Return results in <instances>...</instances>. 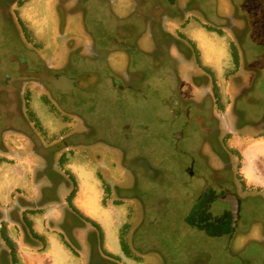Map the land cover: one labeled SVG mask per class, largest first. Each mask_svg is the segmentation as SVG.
Instances as JSON below:
<instances>
[{"label": "flooded vegetation", "instance_id": "af4514ba", "mask_svg": "<svg viewBox=\"0 0 264 264\" xmlns=\"http://www.w3.org/2000/svg\"><path fill=\"white\" fill-rule=\"evenodd\" d=\"M208 2L201 5L198 0H54L55 23L50 32H54L53 41L57 45L52 41V47H55L53 60L31 51L24 40L25 34L15 42L21 48L17 50L4 38L0 40V264H26L27 260L41 254L49 256L54 239L72 253L76 262L81 260V264L84 261L87 262L85 264H106L109 255L113 257L109 259L113 264H118L121 259L129 264L255 262L241 260L238 256L247 251L246 240H243L252 237L257 241L258 225L264 226V219H256L260 217L257 211L264 206V193L244 181L240 174L241 155L233 147L232 140L234 137L243 138L246 132L250 136L264 137V88L261 93L263 101L260 100L259 106H242L245 97L241 99L242 90L248 85L254 89L261 88L264 73L255 67L254 62L258 58L254 62L247 58L248 63L255 66H248L246 61L243 68L247 70L244 71L239 69L241 66L238 68L241 59L233 57L234 70L228 78L226 104L220 100L218 91L223 90L219 84L208 90L209 77L204 71L206 67L200 62L208 55L202 49L206 43L213 44L216 36L224 46L231 44V51L235 47L231 31L223 23H215V15L218 19L217 14H221L218 7L213 0ZM18 3L20 15L26 10L28 0H18ZM111 4L116 9L111 8ZM226 4L223 14H229L228 0ZM23 14L20 17L25 23ZM105 16L111 21L108 22ZM191 28H196L197 38L188 31ZM174 43L178 46L173 47ZM23 45L28 51H22ZM160 49H163V55L151 61L152 67L158 69L150 79L172 85V91L167 94L155 93L168 115V122L165 119L161 122L169 126L182 123L179 129L170 133L173 145L178 147L192 138L190 132L196 126L193 122L209 119L202 135V148L206 151L202 158L198 159L191 150L189 153L183 151L188 163L182 168L185 174L182 186L191 196L193 205L189 207L192 218L186 222L188 231L191 232L192 228L204 231L203 221L214 219L215 227L201 234L212 233L220 239V246L222 241H226L222 247L226 258L223 263L216 262L212 253L210 257L209 250L189 249L187 253V250L177 247L167 254L160 248L152 250L145 247L147 253H140V245L145 241L141 232L149 225L148 209L143 206L146 198L130 191L138 182L149 179L145 180L143 173L138 171L136 174L135 171V164H141V157L130 148L134 129L130 122L121 120L110 139L91 136L97 129L86 112L94 105L95 98L104 92V87L114 92L128 91L146 96L150 88L141 75L143 71L138 58L141 55L152 56ZM9 51L17 53L5 61L4 55ZM214 57L211 55L210 58ZM169 62L171 67L168 68ZM21 65H26L29 72L49 71L52 76L66 77L72 84H69L67 92H63L49 82L24 76ZM254 77L255 84L251 81ZM136 84H143V92L133 89ZM35 90L45 95L31 100V92ZM48 93L54 94V102ZM79 96L83 100L75 103ZM246 99L249 104L248 96ZM43 101L56 119L52 135L39 122V102ZM27 114L35 121L24 128L22 123L28 121ZM250 115H257V118L251 119ZM58 118L65 122L66 128L58 127L62 124ZM39 128L41 133L37 131ZM238 164L239 172L236 170ZM11 168L18 171L17 176L21 179H18L17 187L11 183ZM72 168L79 173L85 172L84 183L90 186L87 198H92L93 189L100 193V203L95 200L90 203L92 218L82 214L73 204L77 198L86 197V193L81 191L83 181L76 177ZM144 183L148 182L141 184ZM54 184L62 186L55 193ZM61 189L65 191V197ZM232 197L240 203V217L236 223ZM163 198L153 200L154 207L160 201L164 205L168 203L167 198ZM220 205L228 228L224 236L215 234L224 223L223 215L221 220L218 216ZM253 205L255 207L252 208ZM98 206L123 218L122 234L114 235V252L108 251L105 231L96 220L100 219ZM56 207L60 219L54 220L52 215ZM154 207V211L162 216L161 208ZM249 208L251 224L248 226L247 222L241 223V219ZM165 212L171 214L168 208ZM64 216L76 218L68 230L63 229ZM65 237H72L75 251ZM46 263H50V259Z\"/></svg>", "mask_w": 264, "mask_h": 264}, {"label": "rangeland", "instance_id": "374dc122", "mask_svg": "<svg viewBox=\"0 0 264 264\" xmlns=\"http://www.w3.org/2000/svg\"><path fill=\"white\" fill-rule=\"evenodd\" d=\"M208 1L209 0H198L201 5H205ZM228 1L230 3L229 14H223L224 10L222 9L227 6V0H213L215 7H218V12L222 14H217L218 19L215 15V21H217L215 23L217 25L223 23V25L231 31L234 41L233 47L235 46L237 49L235 50L234 47V50L232 49L231 51V44L226 43V46H224L220 37L216 36L213 44L210 43L209 45V43H206V47L202 49L204 54H207L210 57L213 55L215 57L210 58L205 56L200 61L201 64L206 67L204 68V71L209 77L208 90L211 89L213 85L219 84V87L223 92L219 90L218 93L220 95V100L224 105L228 99V78L234 70L233 57L235 59H241L240 62L242 63L239 64L238 62V68L241 66L239 69L244 71L247 70V68H243L247 58H251V62H254V59L258 58L255 59L257 61L254 62L256 66L249 64L248 61L247 65L255 66L258 69L261 68L260 71L264 73V0ZM111 8H115L113 4H111ZM117 8L119 10L120 7L117 6ZM20 9L21 6L18 3V0H0V40L4 38L5 41L14 44V50H17L20 46L15 42H19L21 38L20 35L22 34L24 37L25 34L26 36L24 40L27 42L31 51H37L43 54V57L49 61L53 60V48L55 47H52V41L54 39V32L52 34L50 31L55 23L54 0H28L26 10L20 13V15H22L24 12L23 17L26 24L23 22V18L19 15ZM95 11L98 12L97 10ZM105 19L108 20L106 16ZM110 21L109 18L108 22ZM188 31L193 37L197 38L198 33H196V28L195 30L191 28V31ZM218 34L222 36L221 32ZM54 45L56 46L57 43L54 42ZM172 46L174 47L178 45L174 43ZM227 46L229 48H227ZM22 51H28V48L23 45ZM162 51L163 49H160L159 52L156 50L155 52L153 51L154 53L152 56L141 55L138 58L139 67L141 71H143L141 72V75L145 79V83H147V88H150L149 93H147L146 96L135 95L128 91L114 92L113 90L104 87V92L99 97L95 98L94 105L86 112L87 118L95 124L97 129V131L91 136H101L103 138L108 137V139H110L109 137L112 136V133L115 134V130L121 120L130 122L129 125L134 129L130 139V148L141 157V164H135V171L136 174L138 171L143 173L146 177L144 178L145 180L149 179V181H142L148 183L141 184L142 182H138L135 188L130 191V193H135L142 198H146V203H144L143 206L148 209V213H146L148 214L147 218L149 225L148 227H144L143 230L147 236H144L143 232H141L145 241L140 245V253H147L145 247L152 250L160 248V250H163L167 254L174 251L177 247L181 248L182 251L187 250V253L189 249H196L197 251L209 250L210 257L213 255L216 262L222 261L223 263L226 258L222 251V247L226 244V241H222L223 245L220 246V239L212 236V233L211 235L209 234L210 236L207 233L201 234L205 230L210 232V230H212L211 227H215L216 223L214 219L210 218L211 220L209 221L205 220L207 224L203 221L205 225L202 223V230L204 231L200 232V230L197 231L193 228L191 230L192 233L188 231L186 222H190L189 220L192 218V209L190 210L189 207H193V205L191 204V196L182 186V181L185 179V174L183 173L182 168L188 163V158L182 155L183 151L189 153L191 150L198 159L202 158L203 154L206 153L202 148V143L204 142V136L202 135L205 132V128L207 127L206 124L209 122V119L205 118L193 122L196 126L195 130L190 132L192 138H188L187 141L181 143L178 147H176L175 144L173 145L172 135L170 133L179 129L182 123L178 122L174 126H169L168 123L163 124L161 122L162 119L167 120L168 115L167 111L161 104V99H159L155 93L167 94L169 91H172V85L169 82L159 83L150 79L152 78V75L156 74V69H158L152 67L151 61L155 58L160 59L162 57L161 55H163ZM16 53L17 52L14 51L6 52L4 60H8L11 55ZM26 57H28V54H26ZM167 65L168 68L171 67V62ZM194 67H196L195 64ZM7 68L11 69V66L7 65ZM255 73L258 74L257 72ZM255 80L256 78L254 77L251 81L255 84ZM263 81L264 80L261 82L262 86L260 89H254L250 84L242 90L243 95L241 99L245 97L242 106L250 104L259 106L260 100L263 101V96L261 94L264 88ZM143 84H136L133 89L143 92ZM42 95L44 96L45 94H40L35 90L31 92L30 99H39ZM48 95H50L49 97L52 98L54 102V94L48 93ZM247 96L250 101L249 104L246 99ZM255 97L257 98V101L255 100ZM82 100L83 97H76L75 103ZM39 110V122H41L47 129L48 134L52 135V132L54 131V121H56L53 112L46 104H44V101L39 102ZM27 117L28 121L22 123L24 128H27L30 123L35 121V118L31 117L30 114H27ZM250 118L255 119L257 118V115H252ZM58 120L62 123L58 127L66 128L65 122L59 118ZM166 122H168V120ZM37 131L41 133L40 128ZM225 143L227 146V141ZM236 170L239 172V164L237 165ZM17 174L18 171L15 168H11L9 171L11 183L16 187L18 179H20ZM20 186H23V184ZM162 197L167 198L168 203H166L167 205H164L160 201L161 205L159 204L157 207L161 208L162 213H160V215L162 216H159V213L155 212L153 209L154 205L152 201H155L156 198ZM95 205L97 206V204ZM157 207L154 208L157 209ZM166 207L171 210V214H167L168 211L165 212V209H167ZM253 207H255V205H253L252 208ZM116 208L117 210H120L119 207H115V209ZM218 210V216L221 220L223 215L224 223L222 222L223 224L218 227L215 234H218V236H224L227 233L228 228L225 224L224 211L221 205L218 206ZM105 211L106 214L104 213ZM215 213H217L216 210ZM98 214L100 219L96 220L102 225L105 231L107 249L109 252H114V237H118L122 234L121 229L123 227L122 224L124 223L123 218L119 214L112 212L110 209L104 210L101 206H98ZM250 214V208L245 210L242 215L241 223L247 222V225L249 226L251 224ZM257 215L261 217H257V220L264 219V206L257 211ZM71 225L72 222L67 220L63 229L65 228L68 230ZM256 235L257 241H254L252 237H247L243 240V242L246 240L244 244L247 245V251L238 257L241 260L251 259L252 261H255L253 264H264V226L258 225ZM66 238L68 244L73 247L75 243L72 237H65V239ZM143 245L145 246L143 247ZM80 254H83V252L80 251ZM110 256L111 255L107 256V262L105 261L106 264H113L112 261H109L110 258H113ZM182 257H184V253H182ZM117 263L129 264L125 259H121ZM238 263L239 262H236L234 264ZM102 264H104V262H102Z\"/></svg>", "mask_w": 264, "mask_h": 264}, {"label": "crops", "instance_id": "0c3cea01", "mask_svg": "<svg viewBox=\"0 0 264 264\" xmlns=\"http://www.w3.org/2000/svg\"><path fill=\"white\" fill-rule=\"evenodd\" d=\"M246 134L247 135H244L243 138L234 137L232 140L233 147L236 148L241 155L240 174L248 186L264 193V137L250 136L248 132H246ZM69 167L71 168V166ZM66 168L68 167L66 166ZM72 170L76 177L83 181L81 184V191L83 194L86 193V197L77 198L73 204L82 214L92 218L91 209L89 208L90 203L92 200H95L96 203H100V193L98 190L93 189L92 198H87V193L90 191L88 188H90V186L88 187L84 183L85 172L79 173V171L73 168ZM58 188H62V186L54 184V193ZM61 191L63 197H65V191L62 189ZM56 210L57 207L54 208V214L52 215L54 220L60 219ZM67 220L75 221L76 218L64 216V224H66ZM54 238H57V236H54ZM58 241L54 239V247L51 255L41 254L32 259L30 258L27 260L26 264H81V260L76 262V258L73 257L72 253ZM48 259H50V263H46ZM85 263L87 262L84 261V264Z\"/></svg>", "mask_w": 264, "mask_h": 264}, {"label": "water", "instance_id": "95a60500", "mask_svg": "<svg viewBox=\"0 0 264 264\" xmlns=\"http://www.w3.org/2000/svg\"><path fill=\"white\" fill-rule=\"evenodd\" d=\"M21 73L29 78H36L41 80L42 82H49L51 83L56 89L62 90L63 92L68 91L69 84H72V81H69L66 77H55L50 75L49 71H41V72H29L27 70V66L21 65ZM233 203V215L235 219V223L239 220V207L240 203L237 198L232 197L231 199Z\"/></svg>", "mask_w": 264, "mask_h": 264}]
</instances>
